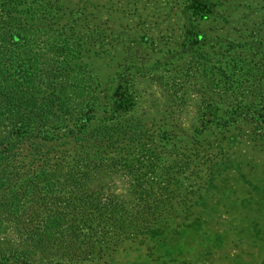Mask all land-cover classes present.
<instances>
[{"label":"rangeland","instance_id":"obj_1","mask_svg":"<svg viewBox=\"0 0 264 264\" xmlns=\"http://www.w3.org/2000/svg\"><path fill=\"white\" fill-rule=\"evenodd\" d=\"M87 1L96 8L84 25L97 32L84 61L98 79V115L113 119L114 90L127 88L133 107L117 122L159 146L179 205L164 232L112 250L101 244L110 229L96 222L57 230L48 246L39 242L45 229L26 242L23 210L1 209L0 264H264V0H198L207 6L201 16L187 11L193 0ZM102 158L100 171L83 177L87 192L136 218L121 162Z\"/></svg>","mask_w":264,"mask_h":264},{"label":"trees","instance_id":"obj_2","mask_svg":"<svg viewBox=\"0 0 264 264\" xmlns=\"http://www.w3.org/2000/svg\"><path fill=\"white\" fill-rule=\"evenodd\" d=\"M62 1L0 0V210H23L18 231L26 242L48 226L44 246L65 226L103 224L110 232L101 244L112 250L123 239L164 232L179 185L176 174L160 173L166 169L155 157L159 146L146 144L151 136L117 122L133 107L127 88L114 90L113 119L98 115V79L85 62L97 26L84 25L86 10L96 7ZM206 10L198 0L187 8L194 16ZM108 154L130 178L136 218L123 219L126 206L87 192L85 173L100 171Z\"/></svg>","mask_w":264,"mask_h":264}]
</instances>
